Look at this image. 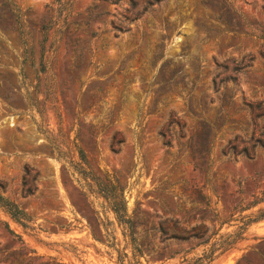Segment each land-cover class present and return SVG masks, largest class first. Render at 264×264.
I'll return each instance as SVG.
<instances>
[{"label":"rangeland","instance_id":"1","mask_svg":"<svg viewBox=\"0 0 264 264\" xmlns=\"http://www.w3.org/2000/svg\"><path fill=\"white\" fill-rule=\"evenodd\" d=\"M0 194L32 226L0 207V264H184L161 216L236 229L264 208V0H0ZM208 264H264V219Z\"/></svg>","mask_w":264,"mask_h":264},{"label":"trees","instance_id":"2","mask_svg":"<svg viewBox=\"0 0 264 264\" xmlns=\"http://www.w3.org/2000/svg\"><path fill=\"white\" fill-rule=\"evenodd\" d=\"M78 156L80 159V163L78 164L80 167L77 168L78 172L85 178H91L94 181L98 191L106 199L110 209L114 213L118 224L122 226L124 230L123 235L125 237L129 236L131 243L133 245H137L134 232V222L127 212L124 189L117 184L115 178L107 176L106 181L103 182L97 177L91 175V173L83 169L81 165L85 163V156L81 149H78ZM191 200L192 202H203L205 207H207V209L209 208V201H207V198L199 193L197 197H193ZM260 201H252L246 206H240V202H238L237 204L228 207V214L226 218L220 222L221 226L224 223L229 224L230 220L240 223L236 226V229L229 232L220 234L219 230L210 231L203 222L187 225L177 219L164 216H161V219L158 222L157 231L159 232L162 241L177 240L183 242L196 240V246L203 247L202 252L200 255L192 259L186 260L185 258L184 264H208L213 260L217 253L221 254L232 248L235 243L242 238V234L251 223L264 219V208L248 214H242L245 210L252 208ZM0 207L12 220L23 228H32L30 225V218L25 211L20 209L16 203L3 197L1 194ZM236 213L238 215L234 218V214ZM214 216L216 217V214H214ZM216 235L219 236L215 238Z\"/></svg>","mask_w":264,"mask_h":264}]
</instances>
